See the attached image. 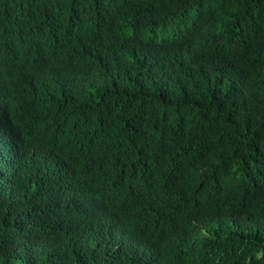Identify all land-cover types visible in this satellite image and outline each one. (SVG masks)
<instances>
[{
    "label": "trees",
    "instance_id": "16d2710c",
    "mask_svg": "<svg viewBox=\"0 0 264 264\" xmlns=\"http://www.w3.org/2000/svg\"><path fill=\"white\" fill-rule=\"evenodd\" d=\"M0 74V264H264V0H0Z\"/></svg>",
    "mask_w": 264,
    "mask_h": 264
},
{
    "label": "clouds",
    "instance_id": "9594fccd",
    "mask_svg": "<svg viewBox=\"0 0 264 264\" xmlns=\"http://www.w3.org/2000/svg\"><path fill=\"white\" fill-rule=\"evenodd\" d=\"M89 31H91V30L89 29ZM71 39H72V37L70 36L69 33H65V32L60 31V30H55V31H52L50 37L47 38L48 41L46 42V44L51 49L66 52V51H68V49L66 48L67 45L70 44L71 41H73V39L72 40ZM69 58H71V57H69ZM0 78H2L1 74H0ZM126 185H128V184L126 183ZM130 187L133 188L131 185H128L127 187H123V188L118 187L117 189H121L124 192V194L126 196H128V194L130 192ZM167 227H168L167 225L163 226V227H159L156 229V231H158L159 234H163L165 232V230L167 229Z\"/></svg>",
    "mask_w": 264,
    "mask_h": 264
}]
</instances>
